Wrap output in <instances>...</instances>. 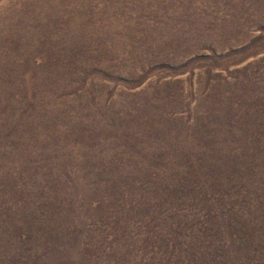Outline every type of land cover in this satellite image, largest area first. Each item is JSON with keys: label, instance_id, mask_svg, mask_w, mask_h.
I'll return each instance as SVG.
<instances>
[{"label": "rangeland", "instance_id": "1", "mask_svg": "<svg viewBox=\"0 0 264 264\" xmlns=\"http://www.w3.org/2000/svg\"><path fill=\"white\" fill-rule=\"evenodd\" d=\"M0 264H264V0H0Z\"/></svg>", "mask_w": 264, "mask_h": 264}, {"label": "bare ground", "instance_id": "2", "mask_svg": "<svg viewBox=\"0 0 264 264\" xmlns=\"http://www.w3.org/2000/svg\"><path fill=\"white\" fill-rule=\"evenodd\" d=\"M9 20V19H8ZM260 21V20H259ZM8 23V22H7ZM11 23V22H10ZM170 33V32H169Z\"/></svg>", "mask_w": 264, "mask_h": 264}]
</instances>
